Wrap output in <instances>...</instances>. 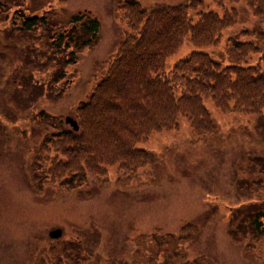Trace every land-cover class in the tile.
Returning <instances> with one entry per match:
<instances>
[{
    "label": "rangeland",
    "instance_id": "obj_1",
    "mask_svg": "<svg viewBox=\"0 0 264 264\" xmlns=\"http://www.w3.org/2000/svg\"><path fill=\"white\" fill-rule=\"evenodd\" d=\"M125 1L0 0V264H264V242L250 228L264 210V107L225 115L206 100L214 134L196 136L180 118L178 130L137 146L149 162L135 174L107 167V176L89 175L73 190L50 181L42 142L71 128L66 118L75 119L114 58L126 34ZM139 1L189 3L193 24L201 14L227 13L215 0ZM225 8L236 23L218 44L197 48L186 40L167 71L200 52L221 67L264 72V0ZM77 15L96 18L100 31L66 65L71 49L50 47L51 37ZM23 16L48 22L26 34L18 30ZM234 42L256 52L239 59ZM56 229L62 237L51 239Z\"/></svg>",
    "mask_w": 264,
    "mask_h": 264
},
{
    "label": "trees",
    "instance_id": "obj_2",
    "mask_svg": "<svg viewBox=\"0 0 264 264\" xmlns=\"http://www.w3.org/2000/svg\"><path fill=\"white\" fill-rule=\"evenodd\" d=\"M215 1L227 13L222 17L201 14L195 24L189 17L193 11L189 3L149 7L139 0L123 3L124 40L88 100L74 111L79 130L59 128L52 139L42 142L49 155L46 173L52 183L60 181L62 188L73 190L84 185L89 175L107 176L106 169L112 166L126 175L137 173L149 162V154L137 146L155 133L178 130L180 118L188 121L196 136L214 134L206 100L225 115L262 113L264 72L257 66L221 67L197 52L166 70L167 60L186 40L197 48L217 45L222 31L236 23L225 5L240 0ZM47 22L45 17L23 16L18 30L31 33ZM69 23L70 28L54 32L50 47L71 49L66 65H74L76 53L97 41L100 23L88 15L74 16ZM234 44L239 59L256 52L253 44ZM63 78L60 74L55 82ZM250 228L264 242V210L250 221Z\"/></svg>",
    "mask_w": 264,
    "mask_h": 264
},
{
    "label": "water",
    "instance_id": "obj_3",
    "mask_svg": "<svg viewBox=\"0 0 264 264\" xmlns=\"http://www.w3.org/2000/svg\"><path fill=\"white\" fill-rule=\"evenodd\" d=\"M66 123L72 127L73 130L78 131L79 126L78 123L71 117L66 118ZM62 230L61 229H56L50 232V237L52 239H59L62 236Z\"/></svg>",
    "mask_w": 264,
    "mask_h": 264
}]
</instances>
